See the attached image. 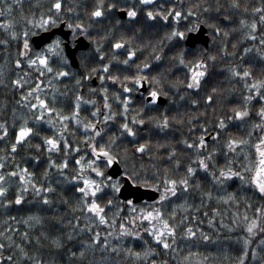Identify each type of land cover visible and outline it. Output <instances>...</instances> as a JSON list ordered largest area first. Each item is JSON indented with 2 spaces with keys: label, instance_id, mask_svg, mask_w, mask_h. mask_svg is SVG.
Masks as SVG:
<instances>
[{
  "label": "trees",
  "instance_id": "1",
  "mask_svg": "<svg viewBox=\"0 0 264 264\" xmlns=\"http://www.w3.org/2000/svg\"><path fill=\"white\" fill-rule=\"evenodd\" d=\"M183 1L186 10L196 12L200 21L212 32L208 47L182 50L183 69L174 74L171 73L172 60H167V67L161 72L160 83H151V88L156 87L161 93L160 96L166 99L165 105H150L144 100L136 101L130 98L126 113L122 101L129 94L124 92L122 85L127 84L133 88L132 82H100L94 87L91 79L96 75V62L99 59L97 53L100 56L102 53L107 61L119 64L125 59L126 53H115L112 45L123 37H129L130 45L142 50L143 55L180 54L158 48L160 44L174 43L168 39L169 32H166L165 37L157 31L138 32L132 22L120 21L116 13L119 9L129 8L126 0H102L103 25L91 16L100 0H62L58 23L47 31L61 23H79L84 25V28L98 27L103 37L113 40L96 53L95 48L91 47L88 53L95 55L94 61L89 62L87 53L80 52L78 69H73L68 59L65 62L60 56L45 51L48 66L52 69L49 72L39 62L28 63L29 60L35 59L37 52L44 51V48L36 51L30 45V55L23 60L21 48L25 30L35 31L36 35L44 32L33 29L32 25H26L25 20H39L42 14H48L54 0H21L18 6L13 5L11 12L6 10L5 15L0 17V24L8 22L12 25L7 30L0 27V80L3 81L0 83V123L8 128L7 136H3L0 130V136H3L0 139V163L4 165L0 168V174L5 175L3 186L7 188L5 196L0 197V243L6 245L0 250V254L5 258L12 255L14 264H32L20 255V250L16 247L20 245L30 256L42 259L45 264L52 261H55V264H150L151 259L166 260L167 264H239V259L246 250L248 255L244 257L245 264H264V243H261L264 241V231H261L264 228V194L253 185L241 182L237 177L227 179L221 184L211 176L212 172L219 175V169L229 166L234 171H241L255 158V146L264 136V128L254 127L260 123L258 111L264 102L259 100L255 90L245 87L246 83L250 85L255 81L264 80V56L257 51H264V45L259 43L260 39L264 38V23L259 20L260 13L252 12L253 7L264 5V0H238L239 9L231 6L232 0ZM6 2L11 4L12 0ZM109 3L116 4L117 7L108 9ZM0 7H3V3H0ZM69 8L72 11H68ZM205 8L208 10L205 11ZM141 17L144 18L142 14ZM221 17H228L231 24L226 25L219 21ZM191 18L194 20V17ZM241 19L246 21L245 26L240 25ZM252 20L257 22V30L252 33L256 36L255 40L248 35L250 28L247 24ZM210 25L220 28V33H216ZM139 29L145 31L146 26L141 24ZM225 31L228 32L227 36L224 35ZM12 32L16 33L15 38ZM34 36L28 37L29 42ZM135 37L142 39L137 43ZM245 48L250 51L245 53ZM148 60L144 57L140 62L145 63ZM198 60L205 61L206 69L200 70L206 71V75L200 78L198 89H188L190 69ZM16 61H20L19 66ZM233 68L240 72L248 69L252 75L248 78L235 76L231 71ZM58 71H65L68 75L57 76ZM124 71L126 76L135 75L130 67ZM16 80L20 81L19 85L13 83ZM103 88H106L107 92L102 91ZM213 89L216 91L213 92ZM260 91L264 93V88ZM76 95L83 99L78 116L73 118ZM105 95L110 106L108 109L104 108ZM209 95L213 98L211 102L206 99ZM248 96H252V99L247 100ZM37 98L44 100L53 111L41 109ZM87 100L94 103H85ZM31 104H36L37 107L30 108ZM245 108L250 114L249 119L236 118L235 111H243ZM97 109L99 111L93 116L92 113ZM42 112L43 119L37 120L36 117ZM113 113L114 118L105 122L104 115ZM61 116H68L69 119L61 120ZM164 116L168 117V127L157 126ZM229 117L233 119L229 120ZM133 118L144 121L143 130L138 129L136 123H132ZM221 118L226 125L224 129L217 127ZM25 119L27 126L33 128V132L25 142L17 146L15 152H12L11 144L15 142V134ZM89 122L104 129L96 140L92 138V130L84 128ZM125 122L133 128L135 136H129L121 128ZM211 133L215 135L214 141L206 143V148L200 149L199 152L195 147L188 148L184 143L188 141L195 144L201 135L205 138ZM61 136L70 145L67 150ZM48 137L60 140L59 151L48 150L44 143ZM230 138L247 143L236 145V151L233 152L226 147ZM37 144L40 145L39 150L36 148ZM91 144H95L97 149L101 144L105 147L111 145L110 151L117 156L123 173L125 170L138 173L140 183L134 184L136 186L157 191L153 187L142 186L146 181L147 185H157L162 191L165 179L179 181L182 178H187L190 186L185 192L183 186L177 184L176 195L169 196L164 201L158 199L151 203L128 205L118 197V192L107 186L106 181L101 184V191L97 192L95 197L104 209L101 215L105 217L106 223H100L99 217L88 211L84 204L85 200L91 202V195L85 198L82 193L76 191L77 188L83 187L82 180L72 179L73 176L79 177L81 174L80 165L75 162L77 159H80L83 165H87L89 160H95L94 166L99 167L107 177L108 167H105L104 161L96 160L92 155L89 150ZM140 144L145 145V150L136 155L133 148H138ZM76 147L79 151L74 150ZM209 153L212 154L210 161L206 159L209 169L206 171L198 168L194 163L197 155L207 157ZM50 160L55 163L50 165ZM65 160L67 167H55V164ZM189 165L196 168L194 175L187 174ZM23 169H27L32 175L29 177L27 173L22 172ZM11 172L25 175L29 183L21 182L19 175H8ZM83 175L98 182L104 179L93 176L87 167L83 169ZM117 180H120L122 185V177ZM197 184L199 187H196ZM34 185L36 188L51 190L37 194ZM24 188H27L26 192L23 191ZM157 192L160 195V192ZM208 192H211V198L205 195ZM18 194L23 196L19 205L15 203ZM45 196L49 200L47 204L43 202ZM8 200L12 203L7 204ZM108 200H112V203L108 204ZM154 208H159L163 219L175 227V243H172L171 237H166L171 244L168 250L159 246L147 230L153 226L154 230L161 227L158 221L153 219L150 223L147 219L140 218ZM29 217H38L39 222L30 220ZM254 220L257 226L253 228L254 234H250L247 229ZM121 225L124 227L121 228ZM189 227L195 236L186 235ZM131 232H137L139 235L125 234ZM24 233L28 234L27 239L24 238ZM97 233L99 242L94 243ZM205 235L207 240L203 238ZM7 237H11V241ZM245 240L249 241L247 249ZM57 241L62 247L56 246ZM147 248L154 249L155 254L149 260H144L143 252ZM129 249L132 252H140L141 258L130 255ZM80 251L85 253L82 258L79 256ZM71 252H76L77 256L72 257ZM253 252L257 253L255 257Z\"/></svg>",
  "mask_w": 264,
  "mask_h": 264
},
{
  "label": "snow or ice",
  "instance_id": "2",
  "mask_svg": "<svg viewBox=\"0 0 264 264\" xmlns=\"http://www.w3.org/2000/svg\"><path fill=\"white\" fill-rule=\"evenodd\" d=\"M153 2V0H140V3L142 4H151ZM0 3H3V7H0V17H3L5 15V11L7 10L8 12L12 11L13 5H19L21 3V0H12V3L9 4L6 2V0H0ZM231 6L235 9H239L240 8V4L238 2V0H232V4ZM103 2L102 0H100V3L95 7V9L91 12V16L92 17H102L104 15L103 12ZM108 9H113L116 8L117 5L113 4V3H109L107 5ZM62 9V0H54V2L51 4V7L48 9V14H42L39 18V20L36 19H26L25 23L26 25H32L33 29H39L42 31H47L49 27H54L57 25L58 23V15L61 12ZM53 10H55L53 12ZM208 9L205 8V11H207ZM245 11H247V8L244 9ZM68 11H72L71 8L68 9ZM252 12L254 13H260L261 15L259 16V20L264 23V5L259 6V7H253L252 8ZM128 17H135L137 15V12L134 8H129L127 9L126 12ZM172 15L175 18L179 19L183 16L184 19H187V16H184L180 11H174V12H169L168 15H163V19L164 20H168V16ZM189 16H195L196 12L192 11L191 9H189L188 14ZM147 16L150 19L154 18L153 12L149 11L147 13ZM225 19H228V17H225ZM241 26H245L246 25V21L244 19H241L239 21ZM68 28L72 29L73 31V36L76 35L77 30H80L81 32L84 31V25L82 24H67L66 25ZM0 27L5 28V30H7L8 28L12 27V25L8 22H4L2 24H0ZM210 27H213L216 33H220L221 29L216 27L215 25H210ZM247 27L250 28V32L248 33V35L250 36L251 39L255 40L256 36L253 35L252 33H255V31L257 30V22L255 20H252V22L250 24H247ZM197 30V25L193 24L192 27L187 28L185 31H177V30H173L171 32V34L169 35L168 39H172L173 37L178 38L180 41H183L185 39V32H194ZM37 33L35 31L32 30H25L23 32V36L25 37V39L23 40V47L26 50H29L30 45H29V39L28 37L30 35H36ZM224 35L227 36L228 32L225 31ZM12 36L15 38L16 33L12 32ZM50 42L47 43L44 46V51H40L37 52L35 59L29 60L28 63L29 64H36L37 62H39V64L43 65L45 68L48 69L49 72L52 71V69L48 66V56H46L44 54V52H48V53H53L56 54L58 56H60V58L62 60H64L65 62L67 61V57L64 55V46H63V42L61 41V39L59 37L53 36L50 37ZM259 43L261 45H264V38L260 39ZM113 48L115 49H121L124 47V41L123 38H121L120 40H117L113 45ZM233 47H235V45H233ZM97 51H99V49H97ZM248 51H250V49L245 48L244 52L247 53ZM258 52H260L261 56H264V51H260V49H257ZM25 53H21V55H24ZM135 55V52L131 49H129L127 51V56L130 59L131 57H133ZM160 56L156 55L154 57V59L156 60H160ZM101 59H103V54L101 53ZM176 59H178L180 64H184V58H183V52H181ZM209 59H215V57H209ZM128 59H125L123 61V63L126 65L128 64ZM17 66H19L20 61H16ZM150 65L148 63H144L143 64V68L147 69L149 68ZM109 69V65L108 64H104L103 65V71L105 73L108 72ZM200 69H206V63L204 60H198L196 62V64L194 65V67L192 69H190L191 72V77L189 82L187 83V88L188 89H198L200 87V78L206 75V71H201ZM95 71V70H93ZM233 75L235 76H240L241 78H248L251 77V72L248 69H244L242 72L240 71H236L235 68L231 69ZM57 76H67L68 73L65 71H58L56 72ZM109 80L112 81H116L119 79L118 76L115 75H109L107 77ZM101 80L104 79V76L100 77ZM124 81H128L131 80L132 83L135 86H142V82L143 81H148L149 77L147 75H140V74H136L135 76L129 77V76H124L123 77ZM3 81L0 80V83H2ZM151 83L153 84H159L160 81L157 79V77L153 76L151 77ZM13 83L15 84H20L19 80L13 81ZM77 84H79V80H77ZM123 90L125 93H130L132 91V88H130L127 84H123ZM245 87H248L252 90L256 91L257 96L259 97V100L264 102V93H262L260 90L262 88H264V80H259V81H255L252 84H245ZM102 91L107 92L106 88H103ZM216 89H213V92H215ZM160 91L156 88L153 87L150 90H148L147 92V96L150 98L147 102L149 104H155L157 103L159 97H160ZM38 99V103L41 109H46L48 112H52L53 109L49 108L48 105L45 103L44 100H39ZM83 99V97H81L80 95H76L75 97V111L73 112V118H75L76 116H78L79 113V108H80V102ZM117 99H119V97L117 96ZM207 101L211 102L212 101V96L209 95L207 96ZM247 100H251L252 96H248L246 97ZM130 97H125L124 100L122 101L123 105H124V112H127V106L129 103ZM85 103H94L91 100H87L84 101ZM193 103H196V101H193ZM30 108H36L37 105L36 104H31L29 106ZM110 106L108 104V97L105 95L104 96V108L108 109ZM99 111V109H97L96 112H93L92 115L96 116L97 112ZM248 114L247 109L245 108L243 111L237 110L235 111V117L236 118H243ZM258 115L260 117V123L254 125L255 128H264V104H262V106L260 107L259 111H258ZM115 116V113L111 114V115H104L103 119L104 121H108L110 119H113ZM22 119H24L22 117ZM37 120H41L43 119V112L41 113L40 116L36 117ZM61 120H67L69 119L68 116H61L60 117ZM126 119V117H125ZM233 119V117H229V120ZM79 122V121H78ZM48 123H51V121H48ZM132 123H139V124H143L144 121L143 120H139L137 121L135 118H133ZM157 126H161V127H168V117L164 116L162 122H158ZM67 126L65 125V128ZM217 127L219 129H224L226 127L224 120L221 118L218 121ZM84 128L87 129H91L92 132L94 133V136L92 137L93 139L95 138V136H100L101 133L104 131L103 128L97 129L95 124L89 122L87 124L84 125ZM121 128L127 132V134L129 136H135V132L133 131V128L129 127V124L127 122L123 123L121 125ZM0 130H2L3 132V136H7L8 134V128L6 127L5 124L0 123ZM33 132V128L27 126V120H24V123L19 127L18 132L15 134V142L11 144V150L12 152H15L17 149V146L23 142L26 141V139L29 137L30 134H32ZM219 133H217L218 135ZM3 136H0V139L3 138ZM213 139H215V136L213 137ZM61 140H63V144H64V148L65 150H67L70 145L68 144V141L66 139L63 138V136H61ZM44 143L48 146V150L52 151V150H56L59 151L60 148V140L57 139H53L51 137H48L44 140ZM114 143V141H113ZM185 145L188 148H193L195 147L197 149V152L200 151V149L202 148H206V141L204 138V135H201L198 138V141L193 144V143H189L188 141H184ZM247 143V141L244 140H237V139H229L226 143V147L228 149H230L231 151L235 152L236 151V145L239 144H244ZM91 152L92 155L96 158V160H99L100 158H103L104 160V164L105 167H111L113 165L114 162L118 161L117 156L113 155L110 151L111 145H109L108 147H105L103 144L100 145L99 149H97L95 144H91ZM256 147V156L255 158L250 161L246 166H244L242 168L241 171H234L232 169V167H227L225 168H221L219 169V175H216L215 172L211 173L212 179L215 180L217 183H223L225 180L227 179H231L233 177H237L239 178V180L243 183H247V184H251L253 185L261 194H264V136H262L259 140V143L255 146ZM37 150H39L40 145L37 144L36 145ZM74 150L79 151V148L76 147ZM145 150V145L144 144H140L139 147L137 148L138 152H144ZM213 151H215V149H213ZM67 154V152H66ZM173 154H174V150H173ZM171 158V156H170ZM37 159H39V157H37ZM207 160H211L212 159V154L209 153L207 157L205 156H201V155H197L196 160L194 161V163H196L197 167L200 169H204V170H208L209 169V164L206 162ZM245 159H247V156L245 157ZM77 165H80V169H81V174L79 177L77 176H73L72 179L73 180H77L78 178L82 180L83 182V187H79L76 189V191H78L79 193H82L83 197L87 198L89 195H91L92 199L91 202L89 203L87 200L84 201V204L86 205V208L88 211L94 213L97 217H99V221L100 223H106L105 217L103 215H101V213L104 211V209L102 207H100V205L97 203L95 197L97 192L101 191V184H105V182L107 181V186L110 187L114 192H119L121 190V181L120 180H115L113 176H107L105 177V174L103 171L100 170L99 167H95V160H89L87 162V165H83L81 164V160L77 159L76 161ZM50 165L54 164V161H49ZM178 163V162H177ZM4 165L3 163H0V168H3ZM55 167L57 169H62L67 167V161L65 160L63 163L60 164H55ZM87 167L89 168L93 173L96 174V176L98 177H104L103 180H100L99 182L95 179H91L88 177H85L83 175V169ZM187 174L189 176L194 175L196 172V168H193L191 165H189L186 169ZM23 173H27V175L30 177L32 174L27 172V169H23L22 170ZM242 173H247L248 175L245 176ZM8 175L10 176H17L19 175V179L21 182H23L24 184L29 183L28 180L25 179V175L23 174H19L17 172H11ZM122 179L127 180L129 182H131L132 184H137L140 183L139 180V176L138 173H136L135 171L132 172H128L127 170H125V172L122 174ZM5 182V175L4 174H0V197H4L6 192H7V188L3 186ZM165 187L163 188L162 191H160L159 187L157 185H147V182L145 181L144 184L142 186H147V187H153L155 188L157 191L160 192L159 195V201H164L166 199L169 198V196H175L177 193V184L183 186V191H187L189 188V180L187 178H182L179 181L175 180V179H165L164 181ZM34 190L36 191L37 194H39L41 191L44 192H48L51 189L50 188H36L35 185L33 186ZM196 187H199V185L197 184ZM23 191H27V188H24ZM206 196H208L209 198H211V192L205 193ZM23 199V196L18 194L15 197V203L17 205H19L21 203ZM43 202L45 204L49 203L48 197L45 196L43 198ZM7 204H11L12 201L8 200L6 201ZM112 200H108V204H111ZM126 203L128 205H133V201L132 200H127ZM134 209V206H133ZM143 212V210H141ZM257 211L259 212L260 209H257ZM172 215H175V212L172 213ZM141 219H147L150 223L153 219L157 220L158 223L161 225V227H159L158 229L154 230V226L150 227L149 229H147L153 239L157 242V244L159 246H161L164 250H168L171 248V244L169 243L168 239L166 237H171L172 239V243H175V237H176V231H175V227L170 225L168 223L167 220L163 219V213L160 211L159 208H154L152 211H147L146 213H144L141 217ZM14 219V218H13ZM29 219H35L37 222H39V218L38 217H29ZM245 219H247V217H245ZM25 223H27V221H25ZM256 221L254 220L252 222V224H250L248 226L247 231L250 234H254L253 233V228L256 227ZM124 226L121 225V228H123ZM261 231H264V228L261 229ZM125 234H130L132 236H138L139 233L137 232H131V233H125ZM0 235H2V233H0ZM27 233H24L23 236L25 239H27ZM186 235L189 237L195 236V233L192 231L191 227H189L187 229ZM205 240L208 239V237L205 235L203 237ZM7 239L9 241H11V237H7ZM95 242H99V234H96V237L93 241ZM261 243H264V241H261ZM249 244L248 240L244 241V245H245V249H247V245ZM104 245H107V241H104ZM56 246L57 247H62V244L57 241L56 242ZM6 247L5 244L0 243V250L4 249ZM16 247L20 250V255L23 257H26L29 261L32 262V264H45V262L42 259H38L35 258L33 256H30L22 247H20V245H16ZM130 255L135 256L136 258H141V253L140 252H132L130 249L128 250ZM155 254V250L151 249V248H147L145 249V251L143 252V259L144 260H149L150 257H152ZM70 255L72 257H76L77 253L76 252H71ZM85 253L84 251H80L79 256L82 258L84 257ZM248 255L247 251L245 250L241 256V258L239 259V264H245L244 262V257H246ZM253 257H255L257 255L256 252L252 253ZM0 264H14L13 262V256L12 255H8L6 258L0 254ZM49 264H55V261L49 262ZM150 264H167L166 260H157V259H151L150 260Z\"/></svg>",
  "mask_w": 264,
  "mask_h": 264
},
{
  "label": "flooded vegetation",
  "instance_id": "3",
  "mask_svg": "<svg viewBox=\"0 0 264 264\" xmlns=\"http://www.w3.org/2000/svg\"><path fill=\"white\" fill-rule=\"evenodd\" d=\"M129 3V8H134L137 12V15L135 17H128L126 12L127 9L126 8H122L117 10V18L120 19V21H129L132 22V24L134 26H136L135 30L136 31H140V32H151V31H157V33H160L159 35H163L164 37L166 36V32H169L171 34V32L175 29L177 31H185L187 28L192 27L193 24L197 25V30L194 32H185V39L183 41H180L178 38L173 37L172 39H169L174 41V43L169 42L166 44H160L158 46V48L164 49V50H170V51H174V52H179L181 53L182 50H188L186 48L185 42H186V38L188 35L196 33L198 31V29L201 26H204V24L200 21V19L195 15V16H189L188 11L186 10V6L184 5V1L181 0V3H178V0H153V2L151 4H142L140 3V0H126ZM128 8V9H129ZM151 11L153 12L154 18L150 19L147 16V13ZM174 11H180L184 16H187V19H184L183 16L179 19L175 18L172 15L168 16V20H164L163 19V15H168L169 12H174ZM141 14L144 16L141 17ZM194 17V20L191 18ZM95 20L98 21L99 24L103 25V21L101 17H94ZM219 21L223 22L224 24H231L229 21V19H225V17H221L219 18ZM225 21H228V23H225ZM145 25L146 29L144 31V29H139V25ZM204 28L207 31V36L209 38L208 43L211 41V36H212V32L210 30H208L207 27L204 26ZM78 33H76V36H73V31L71 32L70 35V44L71 46L75 45V41L80 38L83 37L85 39V41L88 44V48L86 51H82L87 53L86 57L88 58L89 62L92 60L94 61V57L95 55L93 53H88L91 50V47L95 48V53L99 52L104 45H108L109 42L111 40H113L112 38L107 39V37H103L101 34V29H99L98 27H92V28H84V31H80L77 30ZM73 40H72V39ZM117 39V38H114ZM142 38H137L135 37V41L138 43L141 41ZM123 41H124V47L121 49H115L113 48L115 53H120V54H125V59H128V64H124L123 60L121 63L119 64H113L109 61L106 60L105 56H103V59H101V56L99 53H97V57L99 58L98 61L96 62L97 64V69H96V75L92 77L95 78L96 83L92 85L94 87L97 86L98 83L102 82V83H111L114 84L116 81H112L109 80L107 77L109 75H115L119 77V81H124L123 77L126 76L124 69L125 68H132L134 70V74H140V75H147L149 77L148 81H143L142 82V86H135L132 83V91L129 94V96L131 99H134L136 101H142L144 100L147 104H149L147 102V99L149 98L147 96V92L148 90L151 89V77L155 76L157 77V79L159 81H161V72L163 69H165L167 67V60L169 61V59L172 60V66H173V70L171 71L172 74L179 72L180 70L183 69L182 64L179 63L178 59H176V57L179 55L177 53H174V55H167V54H157L159 55L160 58V63H156L155 60L153 59V57H155L156 55L153 54H146L143 55V53H141L142 50H137L135 47L130 45V38H126L123 37ZM201 47H204L202 45H196L193 49L190 50H194V49H201ZM97 49H99V51H97ZM131 49L135 52V55L133 57H131V60L128 58L127 56V51ZM189 50V51H190ZM144 57L148 58L149 60L145 63H148L150 65L149 68L144 69L143 68V62H140V60H142ZM104 64H108L109 65V69L108 72L105 73L103 71V65ZM134 75V76H135ZM104 76V79L101 80L100 77ZM91 79V80H92ZM132 82V81H131ZM147 86L145 88V93L142 96L141 99H137V94L139 93L140 90L144 89L143 87ZM159 98H163V97H159ZM165 99V98H164ZM131 101V100H130ZM129 101V102H130ZM167 102V101H166ZM166 104V103H165ZM164 104V105H165ZM150 105H161L157 103L155 104H150ZM138 120V119H137Z\"/></svg>",
  "mask_w": 264,
  "mask_h": 264
},
{
  "label": "water",
  "instance_id": "4",
  "mask_svg": "<svg viewBox=\"0 0 264 264\" xmlns=\"http://www.w3.org/2000/svg\"><path fill=\"white\" fill-rule=\"evenodd\" d=\"M178 3L180 4L181 0H178ZM225 23H228V21H225ZM65 27H66L65 23H62L59 27H56L50 31L42 32L39 35H36L35 37H33L31 41L29 42V45L31 44L35 50L39 51L47 43L50 42V39H49L50 37H53V36L60 37L64 41L65 54L70 62L71 67L73 69H77L79 67L77 54L80 51H86L88 48V44L83 37H80L75 41V45L71 46L70 44L71 30L66 29ZM208 41H209V38L207 36V31L203 26H201L196 33H193L187 36L185 45H186V48L190 50V49H193L196 45H202L204 47H207ZM22 52L25 53L24 55H21V59L23 60V59L28 58V56L30 55V48L29 50H26L24 49L23 44H22L21 53ZM93 83L94 84L96 83L95 79H93ZM146 87L147 86H144L143 87L144 89L139 91V93L137 94V99L142 98V96L145 93ZM149 99L150 98H148L147 101ZM165 103H166L165 99L163 98L158 99V104L164 105ZM249 117H250V114L248 112V114L245 117H243V119L247 120L249 119ZM95 126L97 129H100V127L97 124ZM137 126L139 129L144 128L143 124L137 123ZM93 136H94V133H93ZM214 136H215L214 133H211L209 136L205 138V141L207 143L213 142ZM98 137L99 136H95L94 139L96 140ZM89 150L91 151V147L89 148ZM133 151L134 153L138 154L136 148H134ZM100 160H103V158H100ZM122 171L123 170L120 164L118 162H114L111 167H108L107 176H113L114 179L117 180L118 178L122 176ZM92 174L96 176L95 173L92 172ZM118 197L123 201H127L130 199L133 201V204H137L141 202L151 203L159 199V193L153 189H147V188H143L140 186H136L132 184L131 182L123 179L121 190L118 192Z\"/></svg>",
  "mask_w": 264,
  "mask_h": 264
},
{
  "label": "bare ground",
  "instance_id": "5",
  "mask_svg": "<svg viewBox=\"0 0 264 264\" xmlns=\"http://www.w3.org/2000/svg\"><path fill=\"white\" fill-rule=\"evenodd\" d=\"M137 128H138V127H137ZM138 129H139V128H138ZM140 130H141V129H140ZM209 135H210V134H209ZM209 135H208V136H209ZM205 138H206V137H205Z\"/></svg>",
  "mask_w": 264,
  "mask_h": 264
},
{
  "label": "rangeland",
  "instance_id": "6",
  "mask_svg": "<svg viewBox=\"0 0 264 264\" xmlns=\"http://www.w3.org/2000/svg\"><path fill=\"white\" fill-rule=\"evenodd\" d=\"M134 149V148H133ZM139 154V153H138ZM138 154H136V155H138ZM122 177V176H121ZM119 179V178H118Z\"/></svg>",
  "mask_w": 264,
  "mask_h": 264
}]
</instances>
